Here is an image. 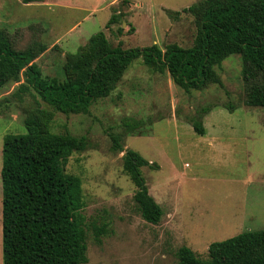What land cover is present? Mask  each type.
Segmentation results:
<instances>
[{"label": "rangeland", "instance_id": "374dc122", "mask_svg": "<svg viewBox=\"0 0 264 264\" xmlns=\"http://www.w3.org/2000/svg\"><path fill=\"white\" fill-rule=\"evenodd\" d=\"M112 1L0 0V27L26 31L31 23L42 22L48 48L34 61L43 77L59 79L64 77L65 53L75 52L100 30L111 44L121 41L123 48L192 45L196 24L183 9L198 0H117L109 5ZM114 11H121L123 18L106 28ZM217 71L222 85L186 92L167 71L154 72L138 57L111 94L92 103L89 113H55L52 131L86 135L90 142L65 163V171L81 179L86 264H176L181 245L206 258L211 242L264 229V106L243 102L239 54L227 56ZM18 84L0 87V171L4 135L26 130L22 105L30 98L24 94L22 103L17 100L13 92ZM228 101L233 110L224 105ZM205 106L210 107L201 117L206 133L199 135L190 119ZM125 118L140 120V127L127 132ZM109 132L121 136L123 151L110 149ZM127 148L157 165L141 168L162 210L157 224L142 218L133 199L135 186L122 170ZM1 202L0 174L3 264ZM94 225L105 228L99 242Z\"/></svg>", "mask_w": 264, "mask_h": 264}, {"label": "trees", "instance_id": "16d2710c", "mask_svg": "<svg viewBox=\"0 0 264 264\" xmlns=\"http://www.w3.org/2000/svg\"><path fill=\"white\" fill-rule=\"evenodd\" d=\"M29 3L38 0H22ZM194 16L196 33L192 45L169 43L123 48L111 44L104 31L92 34L75 52L65 53L64 77H43L34 61L47 48L42 22L27 30L12 32L0 27V87L18 82L13 95L22 103L24 133H7L2 143V261L3 264H86L87 234L81 179L65 171L73 152L90 145L86 135L68 130L54 132L51 124L56 112L89 113L92 103L107 97L122 79L127 67L138 57L154 72H168L184 91L222 85L217 68L230 54L242 60L243 102L264 106V0H198L183 9ZM123 13L112 12L106 28L119 23ZM122 27L117 28L119 34ZM133 30L130 27L128 31ZM42 102L48 105L44 107ZM233 110L234 104H224ZM202 107L190 124L196 134L204 135ZM127 132H134L140 120L125 118ZM112 151H123L121 136L108 133ZM143 166L156 167L137 151L127 148L122 155V170L135 191L133 199L140 215L157 224L162 210L149 193L142 174ZM97 242L104 226H93ZM176 264H264V229L243 231L211 242L207 257L181 245Z\"/></svg>", "mask_w": 264, "mask_h": 264}, {"label": "crops", "instance_id": "0c3cea01", "mask_svg": "<svg viewBox=\"0 0 264 264\" xmlns=\"http://www.w3.org/2000/svg\"><path fill=\"white\" fill-rule=\"evenodd\" d=\"M116 1L117 0H113L112 2H109V5H113L114 3H116ZM137 5H139V4H137ZM116 12H119V11H116ZM205 133H206V131H205Z\"/></svg>", "mask_w": 264, "mask_h": 264}, {"label": "water", "instance_id": "95a60500", "mask_svg": "<svg viewBox=\"0 0 264 264\" xmlns=\"http://www.w3.org/2000/svg\"><path fill=\"white\" fill-rule=\"evenodd\" d=\"M124 22V21H123Z\"/></svg>", "mask_w": 264, "mask_h": 264}]
</instances>
